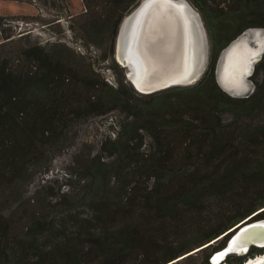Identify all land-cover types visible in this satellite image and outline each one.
I'll use <instances>...</instances> for the list:
<instances>
[{
  "label": "trees",
  "instance_id": "16d2710c",
  "mask_svg": "<svg viewBox=\"0 0 264 264\" xmlns=\"http://www.w3.org/2000/svg\"><path fill=\"white\" fill-rule=\"evenodd\" d=\"M101 1L107 13L89 21L88 34L112 28L113 52L122 20L142 0H83L91 11ZM189 1L210 42L207 68L189 86L141 94L117 64V86L80 79L50 45L25 50L34 70L0 58L1 184L25 179L28 166L63 148L78 119L113 110L127 118L118 136L103 143L112 159L97 155L80 164L76 185L42 203L24 231L13 233L9 217L0 214V264H173L196 244L225 237L215 247L223 248L231 231L264 211L258 189L264 182V54L250 76L251 94L235 97L216 78L222 52L246 30L264 29V0ZM226 112L233 114L230 123L221 116ZM145 133L152 138L149 153L142 151ZM242 186L254 195L242 196ZM251 256L230 254L220 264H243ZM205 264L214 263L207 258Z\"/></svg>",
  "mask_w": 264,
  "mask_h": 264
},
{
  "label": "rangeland",
  "instance_id": "374dc122",
  "mask_svg": "<svg viewBox=\"0 0 264 264\" xmlns=\"http://www.w3.org/2000/svg\"><path fill=\"white\" fill-rule=\"evenodd\" d=\"M185 1L189 2L196 11L205 34L204 66L198 79L200 80L208 65L209 36L199 10L189 0ZM228 1L226 0V3ZM88 10L89 8L86 9L83 0H0V17L3 18L2 24H0V58L8 59L14 68L34 70L36 63L26 59L25 50L36 44L50 45L49 48H57L61 51L78 78L86 79L92 76L95 79L104 80L112 86H117L118 79L123 74L128 84L134 88L126 76V68L122 67L115 58L117 36L114 51L111 52L112 28L108 29V33L102 29L101 35L95 28L98 36L90 37L88 34L89 21L96 19L100 14L104 15L103 18L105 17L106 2L101 1L94 11ZM94 12L97 14L94 15ZM6 34H13V36L10 39H4ZM255 36L264 47V29L251 28L238 37L245 41L240 39L245 43V51L255 46ZM262 55L251 65L250 69L237 72L239 75L237 79H231L234 81L233 83L242 82L244 84L235 87L234 94L227 91L229 94L235 97H244L253 92L254 84L250 80V76ZM115 64L123 70L122 74L120 71L116 72L112 69ZM220 66L219 63L216 78L220 88L224 89L220 83L224 71L220 73ZM221 116L226 123H230L233 119V114L229 112ZM126 120V114L120 110H113L104 115H89L80 118L67 129V136L62 143L63 148L48 152V162L47 159L41 165L28 166L26 178L21 177L14 184L0 183V214L9 217L12 232L21 233L24 231L28 223L36 215L42 213V203L54 202L58 195L69 191L72 185H76L75 175L80 164L97 155L103 156L105 160H111L112 158L110 159L107 153L102 150L103 143L106 140L115 139L121 131V125ZM144 140L145 145L142 151L149 153L152 138L145 133ZM241 189L242 196L254 195L243 186ZM258 189L264 190V182L259 184ZM263 210L264 207L259 209L260 212ZM80 211L83 212V210ZM259 218L264 220V211L260 213ZM219 238L210 243H203V246L196 244L190 249V252L188 250L187 253L184 252L183 255L175 259L173 264H205L207 258H211L215 252L220 250L215 247L225 237ZM209 244L211 245L208 246Z\"/></svg>",
  "mask_w": 264,
  "mask_h": 264
},
{
  "label": "bare ground",
  "instance_id": "6f19581e",
  "mask_svg": "<svg viewBox=\"0 0 264 264\" xmlns=\"http://www.w3.org/2000/svg\"><path fill=\"white\" fill-rule=\"evenodd\" d=\"M125 20L118 42V60L127 64L130 78L140 88L142 83L157 80L183 84L201 74L205 34L198 15L189 2L142 0ZM240 39L242 38L236 39L223 52L219 62L220 73L224 71L220 83L231 94L235 93V87L244 84L233 83L231 79H237V72L250 69L264 51L256 36V41L253 39L255 46L247 51L245 41ZM218 259L219 256L214 258L216 264ZM262 262L264 255L248 259L243 264Z\"/></svg>",
  "mask_w": 264,
  "mask_h": 264
},
{
  "label": "water",
  "instance_id": "95a60500",
  "mask_svg": "<svg viewBox=\"0 0 264 264\" xmlns=\"http://www.w3.org/2000/svg\"><path fill=\"white\" fill-rule=\"evenodd\" d=\"M125 22L126 20L124 18L118 30V35H117V40H116L115 58L122 67L126 68L127 70L126 76L128 80L132 83L136 91H138L141 94H151V93L163 91L171 87L189 86V85L195 84L198 81L201 74L196 79L190 82H185L183 84L182 83L177 84L174 82L170 83L167 80L166 81L157 80L155 82H147L146 84L142 83V88H140V86H138L130 78L129 72H128L130 68L127 67V64L124 65L118 60V42H119L120 34L125 26ZM222 54L219 58L218 64L220 62ZM252 246H257V247L264 246V220H261V219L248 220L242 223L241 225H239L237 228H235L231 232V236L229 237L226 245L222 249H220L219 251L213 254V256L211 257V261L213 260V263L216 264V262L214 261V258L216 256H219L217 264L221 263L227 258L228 255L237 254V253L245 254ZM258 264H264V262L258 263Z\"/></svg>",
  "mask_w": 264,
  "mask_h": 264
},
{
  "label": "flooded vegetation",
  "instance_id": "af4514ba",
  "mask_svg": "<svg viewBox=\"0 0 264 264\" xmlns=\"http://www.w3.org/2000/svg\"><path fill=\"white\" fill-rule=\"evenodd\" d=\"M262 218V217H261ZM258 219H260L259 217H258V215H256V216H254V217H252L251 219H249V220H258ZM232 232V231H231ZM231 232L229 233L230 234V236H231ZM229 236V237H230ZM229 239V238H228ZM238 254V253H237ZM247 254H252L253 256H251L250 258H248L249 260L251 259V258H258L259 256H262V255H264V246H260V247H257V246H252L246 253H245V255H247ZM247 259V260H248ZM246 260V261H247ZM245 261V262H246ZM244 262V263H245Z\"/></svg>",
  "mask_w": 264,
  "mask_h": 264
}]
</instances>
